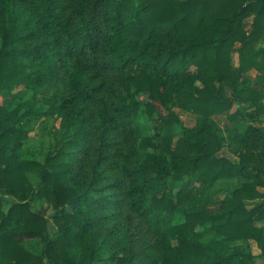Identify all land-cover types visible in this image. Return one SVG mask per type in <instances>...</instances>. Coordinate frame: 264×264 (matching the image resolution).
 <instances>
[{
	"label": "trees",
	"instance_id": "trees-1",
	"mask_svg": "<svg viewBox=\"0 0 264 264\" xmlns=\"http://www.w3.org/2000/svg\"><path fill=\"white\" fill-rule=\"evenodd\" d=\"M0 42V90L58 87L46 109L0 102V264H101L110 246L96 229L123 214L125 228L138 226L136 242L159 253L149 264L264 260V122L255 123L264 116V0H0ZM153 101L199 120L186 127L174 113L161 117L172 160L162 153L158 163L139 143ZM57 115L66 132L41 162L25 152L24 125ZM214 115L240 119L244 148L236 129L219 133ZM186 178L199 183L195 192ZM239 178L233 189L225 182ZM218 182L229 196L213 208L206 191ZM26 240L40 242L41 254ZM239 241L256 242L259 256Z\"/></svg>",
	"mask_w": 264,
	"mask_h": 264
},
{
	"label": "rangeland",
	"instance_id": "rangeland-1",
	"mask_svg": "<svg viewBox=\"0 0 264 264\" xmlns=\"http://www.w3.org/2000/svg\"><path fill=\"white\" fill-rule=\"evenodd\" d=\"M248 18L245 21V24L248 28L249 24ZM1 43V42H0ZM1 45V44H0ZM1 47V46H0ZM232 63L235 66H238V55L235 54L232 60ZM251 74L248 75V81L250 82H256L257 81V73L256 71H251ZM199 84L196 83L194 85H190V90H194L195 87H197ZM57 84L55 83H49L43 88L36 89L35 92L31 91L30 89L24 87V86H18L15 87L12 90H0V102L2 104L11 103L14 105H18L20 103H23L25 101H30L34 104L36 108H42L46 109V106L44 105V99L52 97L57 94ZM134 100L141 103H147L149 101L147 95L141 93V92H135L134 93ZM154 105L157 108V111L155 112V118L149 119L146 114L142 115L140 118L141 123V130H142V139L139 142L140 143V150L143 152H148L151 156V159L153 162H159L161 160V154L164 153L165 157L168 160H172V155L170 154V147H168L167 143L165 142L164 138L159 135V132L157 130V127L161 125L162 123V116L168 115L169 113H174L177 115V117L180 119L181 124L186 127H193L198 124V116L188 113L187 111H184L178 107H173L172 109L167 110L166 107L161 104L159 101H153ZM239 105V104H238ZM238 105H236L233 109V112H235L238 108ZM212 119L216 123V127L219 130V133L222 136L227 137L229 135V130L236 129L238 131H234V139H235V146L242 147L245 145L244 135L242 130L237 129L236 125L239 124L240 119H238L235 122L229 121L226 116L223 115H214L212 116ZM255 123L261 124L264 122V116H257L255 118ZM63 117L62 116H55L50 118H39V119H31L30 121L26 122L24 127L27 131L28 140L25 145V152L28 151L32 152V155L38 159L41 162H44L46 157L53 151L54 149V143H55V137H62V135L66 132L65 128H63L62 125ZM181 124H176L175 126V138L177 139L179 137V127ZM164 151V152H163ZM222 154L231 157L232 159L236 158L237 155L232 154L228 151V149H225ZM110 174L113 175L112 172ZM107 175V173H105ZM29 178L34 186H37L39 183V179L34 174H29ZM187 178L185 180L184 185L186 187L190 188L192 191H196L197 188H199V183H188L186 182ZM230 183V189H233L235 187H238L240 183L243 182L241 178L239 179H232L229 181H225ZM224 182H218L217 186L211 191H206V198L209 194L210 197L208 201H206V204L210 207L216 208L218 205V201L221 199H226L229 195L223 191L218 193V190H220L221 186ZM188 185V186H187ZM220 188V189H219ZM178 189V188H177ZM226 189V188H225ZM259 192L264 196V187H259ZM208 193V194H207ZM260 202V199L257 198V200H247L245 203L248 207L254 206L256 203ZM45 204L41 202H34L33 209L35 211H39L44 207ZM189 212V206H184L181 208V210H178L176 213V223L180 222L183 223L185 221V216ZM52 215L51 212L47 216L50 218ZM112 220H109L108 222H105L102 226V228L98 227L96 229L98 235L102 239L103 242L109 243V250L108 253L105 254L103 261L101 264H116V258L117 257H125L127 258L129 264H145L150 262L152 259H159V253L157 251L153 252L151 254V251L146 248L145 245L140 244L139 242H136L134 238L139 237L138 231H137V224H134L132 228L127 229L125 228V224L127 223V219L125 215L123 216H112ZM198 229H203V227H199ZM132 234V235H131ZM133 236V237H132ZM134 239V243L132 240ZM238 245L249 248L252 252L253 250L256 252L257 249L255 247L256 242L250 241V242H243L239 241L237 242ZM23 246L32 254L34 255H40L43 248L37 240H26L23 243ZM254 246V247H253ZM158 255V256H156ZM111 257V258H109ZM153 257V258H152ZM255 263H263L261 259L258 257L255 259ZM149 264V263H148Z\"/></svg>",
	"mask_w": 264,
	"mask_h": 264
},
{
	"label": "crops",
	"instance_id": "crops-1",
	"mask_svg": "<svg viewBox=\"0 0 264 264\" xmlns=\"http://www.w3.org/2000/svg\"><path fill=\"white\" fill-rule=\"evenodd\" d=\"M250 21H249V24H248V27H250L251 26V23H252V20H253V18L252 19H249ZM235 54H237L238 55V65H239V54L238 53H235ZM234 54V55H235ZM234 55H233V57H234ZM252 71H254V70H252ZM255 72V71H254ZM250 73V72H249ZM256 73H257V81L256 82H258L259 81V72H257L256 71ZM251 74V73H250ZM249 75V74H248ZM256 82H254V83H256ZM254 247V246H253ZM255 247H256V249H257V251L255 252L254 250H253V254L255 255V256H259V254H260V250L258 249V246L257 245H255ZM261 259V258H260ZM261 261H263V263H256V264H264V260L263 259H261Z\"/></svg>",
	"mask_w": 264,
	"mask_h": 264
}]
</instances>
